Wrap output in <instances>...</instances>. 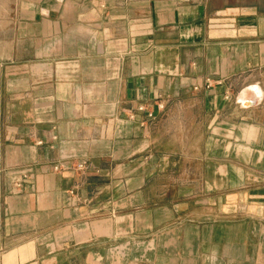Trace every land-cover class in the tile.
<instances>
[{
	"label": "crops",
	"instance_id": "crops-1",
	"mask_svg": "<svg viewBox=\"0 0 264 264\" xmlns=\"http://www.w3.org/2000/svg\"><path fill=\"white\" fill-rule=\"evenodd\" d=\"M0 264H264V0H0Z\"/></svg>",
	"mask_w": 264,
	"mask_h": 264
},
{
	"label": "rangeland",
	"instance_id": "rangeland-1",
	"mask_svg": "<svg viewBox=\"0 0 264 264\" xmlns=\"http://www.w3.org/2000/svg\"><path fill=\"white\" fill-rule=\"evenodd\" d=\"M166 120V118H165ZM173 124H169L168 121L165 122L163 127L160 130L155 131L152 134L153 139L158 140V153L160 157H167L172 159L175 154L181 155V164L176 165L177 172L174 174V165L173 160L170 162V165L166 166V175L163 176V171H160V174H154L153 179L149 182L150 189L156 190L162 188L164 185L166 187H173L174 185H180L181 188H193V189H202L205 187V182L202 180V175H205V171L202 170L203 166L198 167V177L196 181H192L193 178V167L189 163H185L190 156V144L189 136L190 134L184 132H174ZM153 151L156 152V149ZM148 156V155H147ZM158 166L151 165L150 169L153 170ZM169 173V174H168ZM175 178L177 181H175ZM139 182H135V185Z\"/></svg>",
	"mask_w": 264,
	"mask_h": 264
},
{
	"label": "bare ground",
	"instance_id": "bare-ground-1",
	"mask_svg": "<svg viewBox=\"0 0 264 264\" xmlns=\"http://www.w3.org/2000/svg\"><path fill=\"white\" fill-rule=\"evenodd\" d=\"M251 89L258 91V88L255 86H252ZM247 94H248V89L240 95V101L242 102L243 105L248 104L249 102L247 101Z\"/></svg>",
	"mask_w": 264,
	"mask_h": 264
},
{
	"label": "built area",
	"instance_id": "built-area-1",
	"mask_svg": "<svg viewBox=\"0 0 264 264\" xmlns=\"http://www.w3.org/2000/svg\"><path fill=\"white\" fill-rule=\"evenodd\" d=\"M77 168H78L81 172H83V171H85V170L87 169V165H86L85 162H81V163H78V164H77Z\"/></svg>",
	"mask_w": 264,
	"mask_h": 264
},
{
	"label": "water",
	"instance_id": "water-1",
	"mask_svg": "<svg viewBox=\"0 0 264 264\" xmlns=\"http://www.w3.org/2000/svg\"><path fill=\"white\" fill-rule=\"evenodd\" d=\"M248 104H251V102H248Z\"/></svg>",
	"mask_w": 264,
	"mask_h": 264
}]
</instances>
